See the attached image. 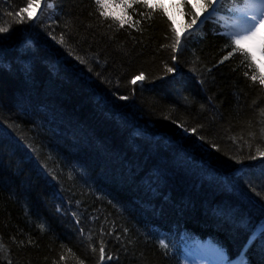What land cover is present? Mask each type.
Segmentation results:
<instances>
[{
	"label": "trees",
	"instance_id": "1",
	"mask_svg": "<svg viewBox=\"0 0 264 264\" xmlns=\"http://www.w3.org/2000/svg\"><path fill=\"white\" fill-rule=\"evenodd\" d=\"M49 1L34 21L0 0V264H181L161 241L182 232L264 264L260 236L245 249L264 222V74L229 56L222 21L173 51L199 3Z\"/></svg>",
	"mask_w": 264,
	"mask_h": 264
},
{
	"label": "snow or ice",
	"instance_id": "2",
	"mask_svg": "<svg viewBox=\"0 0 264 264\" xmlns=\"http://www.w3.org/2000/svg\"><path fill=\"white\" fill-rule=\"evenodd\" d=\"M34 2V0H28L29 6ZM37 4H39V0H35ZM135 2V0H134ZM96 3L98 7L105 8L107 7V0H96ZM197 3H199L202 7V10L204 12H207L208 15H206L203 20H201L200 16L197 15L195 12L191 13V23L188 25L189 29H192V31H189L185 37L184 40L187 41L188 36H191L194 34L195 29L193 28L194 25L197 24V21H200L202 24L204 20H207L209 16L212 15L213 12L216 11L215 5L219 3V0H197ZM130 6V5H129ZM144 6L149 7L148 0H144ZM249 7L255 8L256 11L252 15H247L245 13L240 17L241 19V29L240 31L236 33H232L228 36L229 39V47H232V52L229 53V56L233 55V53H241L245 56V58H252L255 59V52L259 51L261 54H264V36H262V32H264V0H261L260 3H252L248 5ZM211 9V11H209ZM101 15H107L106 13H101ZM126 23V20L123 18H119V25L120 27H123ZM8 29L6 27H0V32H6ZM172 32L174 33V43L172 45L173 51H176L181 46V35L179 33H176L175 29H172ZM63 43V40L60 41ZM71 54V53H69ZM228 57H225L227 59ZM177 57L175 55L172 56V60L175 61ZM81 63H84L85 61L81 59ZM223 63V61H220ZM167 73H174L176 71L175 65L173 66H167ZM91 71V69H89ZM247 75V73H245ZM144 74L141 73L139 76H137L132 82L135 83L136 80H143ZM257 79L256 76L252 77V80L255 81ZM260 84L264 85V77L260 78ZM120 99H127V97L121 96ZM193 132H196V129H192ZM201 140L204 139V137H200ZM215 147V145H213ZM218 150V149H217ZM260 155L264 156V153H260ZM255 156L250 157V159H255ZM255 235H259L261 240H264V222H262L258 228ZM250 237L248 244L245 245V249L250 246L252 239L254 238ZM161 244L164 245V242L161 241ZM167 247L166 245H164ZM105 249L104 244L101 242L100 248H99V259L101 262L105 260ZM108 260H111L112 257L108 256ZM225 264H231V262L227 261L225 258ZM239 264H247L246 259L244 258V253L241 252L239 257Z\"/></svg>",
	"mask_w": 264,
	"mask_h": 264
},
{
	"label": "rangeland",
	"instance_id": "3",
	"mask_svg": "<svg viewBox=\"0 0 264 264\" xmlns=\"http://www.w3.org/2000/svg\"><path fill=\"white\" fill-rule=\"evenodd\" d=\"M149 1H151V2H162L161 0H149ZM176 1H179V0H173L172 3H175ZM111 2H112V0H110L107 4L109 5V3H111ZM43 3L44 2L39 3L38 7L39 6L41 8L42 7H47V5H46L47 3L45 2L44 5L42 6ZM116 4L117 3L114 2V3H112L110 5V7L117 6ZM33 6H34V4L30 6L31 8L28 11V15H30V13L32 12L31 10H33ZM175 13H176V19H177L178 16H180V17H178L179 19H182V17H183L181 15L182 12L179 9H177ZM179 21H180V23L182 22V20H179ZM255 54H256L257 57L260 58V63L263 64V62L261 61L262 60L261 53L259 51H256ZM189 258L190 259H189L188 264H225V257L220 255V254H218V253H215L214 251H212L207 246L198 247L197 249H195L193 251V254H191V256ZM231 264H239V263L238 262H232Z\"/></svg>",
	"mask_w": 264,
	"mask_h": 264
},
{
	"label": "bare ground",
	"instance_id": "4",
	"mask_svg": "<svg viewBox=\"0 0 264 264\" xmlns=\"http://www.w3.org/2000/svg\"><path fill=\"white\" fill-rule=\"evenodd\" d=\"M45 1H46V0H45ZM163 1H166V2L170 3L172 0H163ZM42 2H43V0H39V3H42ZM33 4H34V6H33V10H31V11L33 12V15H32V16L35 17V14L39 13V10H40V9H39L38 4H37L36 2H34ZM33 4H32V5H33ZM87 174H88V173H87ZM91 182H92V181L90 180V182L88 181L87 184H90ZM60 213L62 214L63 212H60ZM62 215H63V217L66 216V214H62ZM69 215H70V214H69ZM70 217L72 218V215H70ZM248 232H251V230H249ZM258 236H259V235H255L253 239L257 240ZM195 241H196L197 243L203 244V240H200V239L197 240L196 238H194V242H195ZM261 248H262L263 251H264V246H261ZM165 249H166V251H167L166 253L168 254L169 258L174 260V258L170 255V252H174L175 249H167V248H165ZM250 250H251V249H247V250H246V253L249 254ZM262 259L264 260V257H262V256H260V255H259L258 258H257V260H260V261H261Z\"/></svg>",
	"mask_w": 264,
	"mask_h": 264
}]
</instances>
